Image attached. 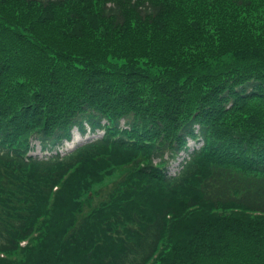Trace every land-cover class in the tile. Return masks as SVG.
Listing matches in <instances>:
<instances>
[{
    "label": "trees",
    "instance_id": "1",
    "mask_svg": "<svg viewBox=\"0 0 264 264\" xmlns=\"http://www.w3.org/2000/svg\"><path fill=\"white\" fill-rule=\"evenodd\" d=\"M0 264H264V0H0Z\"/></svg>",
    "mask_w": 264,
    "mask_h": 264
},
{
    "label": "rangeland",
    "instance_id": "2",
    "mask_svg": "<svg viewBox=\"0 0 264 264\" xmlns=\"http://www.w3.org/2000/svg\"><path fill=\"white\" fill-rule=\"evenodd\" d=\"M72 134H73V143L69 144L70 145L69 147H72L74 149L79 145L85 144L93 140L95 137V135H92L89 132L86 135H81L80 132L76 128L72 131ZM37 143L38 142H35V141L32 142V145L35 146V149H33L31 154H35L39 158H44L48 156L46 152H43L41 150L40 145L38 146Z\"/></svg>",
    "mask_w": 264,
    "mask_h": 264
},
{
    "label": "built area",
    "instance_id": "3",
    "mask_svg": "<svg viewBox=\"0 0 264 264\" xmlns=\"http://www.w3.org/2000/svg\"><path fill=\"white\" fill-rule=\"evenodd\" d=\"M191 146H193V143H190Z\"/></svg>",
    "mask_w": 264,
    "mask_h": 264
}]
</instances>
